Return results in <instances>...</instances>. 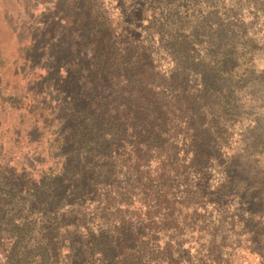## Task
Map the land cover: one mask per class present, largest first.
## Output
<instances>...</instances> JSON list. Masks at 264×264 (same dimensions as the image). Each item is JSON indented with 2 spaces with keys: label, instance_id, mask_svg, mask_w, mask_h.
Segmentation results:
<instances>
[{
  "label": "trees",
  "instance_id": "1",
  "mask_svg": "<svg viewBox=\"0 0 264 264\" xmlns=\"http://www.w3.org/2000/svg\"><path fill=\"white\" fill-rule=\"evenodd\" d=\"M116 8V22L95 0L65 9L74 37L68 51L50 47L60 65L48 74L65 93L54 164L37 180H3L0 264H264L240 241L264 236V87L253 84L237 15L213 0ZM88 199L100 211L95 232L83 231Z\"/></svg>",
  "mask_w": 264,
  "mask_h": 264
},
{
  "label": "rangeland",
  "instance_id": "2",
  "mask_svg": "<svg viewBox=\"0 0 264 264\" xmlns=\"http://www.w3.org/2000/svg\"><path fill=\"white\" fill-rule=\"evenodd\" d=\"M72 1L0 0V191L3 193L9 188L4 185V179L15 175L27 181L37 180L54 164L49 148L58 124L55 114L65 93H57L56 77L48 75L53 61L60 65L51 56L50 47L57 46L68 51V36L72 35L73 27L71 20L65 18V9ZM95 1L100 3L101 11H105L116 22L119 0H107L110 3ZM213 1L220 7L221 13L228 15L235 12L237 15L238 26L245 30L242 40L247 41L248 47L242 51H249L245 57L246 65L251 67L255 75L253 84L258 88L264 87V0ZM162 55L165 54L161 52L155 58V65L165 69L169 60L167 56L162 59ZM90 56V50L82 52V65H91L88 63ZM61 73L65 74L64 66ZM261 115V119H264V112ZM245 123L249 124V121ZM237 137L231 141L234 148ZM257 166L264 168V159ZM95 203L96 200L88 199L81 205L86 221L83 231L86 227L94 232L99 228L100 211L94 212ZM137 208V202L130 207ZM14 220L19 223L21 218L15 217ZM257 221L264 228V210ZM231 233L229 226L224 229L225 242L236 245L235 241H239V238ZM221 237L218 236L219 241ZM60 238L64 239L62 235ZM255 238L256 244L245 236L240 241L264 253V236L255 234ZM166 240L167 237L160 239L163 247ZM196 243V238H192L185 248H191L194 253ZM66 250L67 246L64 248ZM1 257L3 254L0 251ZM64 257L65 254H62L59 258L63 260ZM93 258L96 256L90 254L89 262H93ZM248 263L259 264L257 260L251 259L245 262Z\"/></svg>",
  "mask_w": 264,
  "mask_h": 264
}]
</instances>
